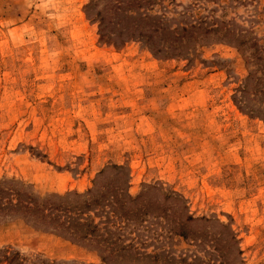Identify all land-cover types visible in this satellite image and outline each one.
Wrapping results in <instances>:
<instances>
[{
	"label": "rangeland",
	"instance_id": "1",
	"mask_svg": "<svg viewBox=\"0 0 264 264\" xmlns=\"http://www.w3.org/2000/svg\"><path fill=\"white\" fill-rule=\"evenodd\" d=\"M90 3L0 0V182L41 198L84 194L111 165L124 166L131 195L164 184L195 217L232 226L241 254L226 252L230 264H264V119L233 99L248 75L244 56L216 43L192 58L159 59L138 41H103ZM209 7L240 22L252 14L230 0ZM107 8L100 0L94 11ZM255 31L264 44V19ZM140 234L141 252H161L157 235ZM7 247L39 264H106L94 244L0 214ZM163 249L219 263L208 244L175 238ZM110 263L154 264L124 256Z\"/></svg>",
	"mask_w": 264,
	"mask_h": 264
},
{
	"label": "trees",
	"instance_id": "2",
	"mask_svg": "<svg viewBox=\"0 0 264 264\" xmlns=\"http://www.w3.org/2000/svg\"><path fill=\"white\" fill-rule=\"evenodd\" d=\"M189 1L109 0L105 11H94L100 0H91L86 11L99 23L101 40L120 45L138 41L159 59L192 58L202 47L216 43L237 48L244 56L248 75L236 90L234 102L246 115L264 119V44L255 31L264 19V0H230L236 9L252 8L249 20L241 17V22L218 17L217 8L209 7L211 2L220 4L223 0ZM109 168V174L84 194L41 198L15 181H1L0 214L21 216L35 227L45 226L83 246L94 244L106 264L115 262L117 256L154 264L160 258L168 264H203L199 255L191 258L166 253L164 243L175 238L197 247L208 244L213 253L217 251L218 264H230L226 252L232 255L236 250L240 256L237 234L230 224L218 218L195 217L186 198L162 183L146 185L133 196L129 170L119 165ZM213 221L215 224H209ZM216 227L221 231L216 232ZM141 231L157 235L160 253L141 252ZM0 264L39 263L7 247L0 249Z\"/></svg>",
	"mask_w": 264,
	"mask_h": 264
}]
</instances>
